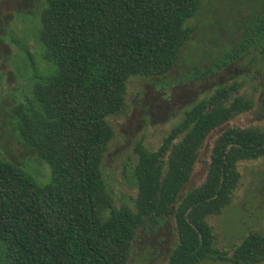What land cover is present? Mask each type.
I'll return each instance as SVG.
<instances>
[{
    "label": "trees",
    "instance_id": "1",
    "mask_svg": "<svg viewBox=\"0 0 264 264\" xmlns=\"http://www.w3.org/2000/svg\"><path fill=\"white\" fill-rule=\"evenodd\" d=\"M41 2L33 49L43 69L21 41L17 72L28 95L8 109L7 123L49 174L40 183L0 158V264H125L136 229L156 230L168 215L175 243L164 264H261L264 232H247L228 255L212 247L207 219L229 205L237 164L264 161V128L223 129L212 140L203 181L181 193L206 137L252 107L249 98L231 97L234 86L187 107L156 149L134 146L132 209L113 206L101 173L113 136L106 119L123 109L127 80L169 71L191 34L186 21L198 0ZM252 48L264 55V6L243 23L220 64Z\"/></svg>",
    "mask_w": 264,
    "mask_h": 264
},
{
    "label": "rangeland",
    "instance_id": "2",
    "mask_svg": "<svg viewBox=\"0 0 264 264\" xmlns=\"http://www.w3.org/2000/svg\"><path fill=\"white\" fill-rule=\"evenodd\" d=\"M263 6L264 0H198L196 12L186 21L191 34L169 71L127 80L123 109L106 119L113 136L101 162L102 177L115 208L132 209L134 146L139 143L156 149L183 111L215 89L232 85L236 92L231 97L249 98L252 107L206 137L181 193L203 181L212 140L223 129L264 128V55L260 57L258 49L252 48L235 61L220 64L237 44L243 23ZM41 7V0H0V158L22 166L37 182L44 183L49 174L47 165L18 143L7 123L8 109L28 95L24 76L19 78L17 72L21 55L24 58L18 49L21 41L28 46L36 68L43 69L33 49ZM237 170L239 181L229 205L218 216L207 219L214 234L212 247L228 255L247 232H264V161L240 162ZM174 243L173 219L168 215L156 230L136 229L125 264H164ZM200 264L230 263L204 260Z\"/></svg>",
    "mask_w": 264,
    "mask_h": 264
},
{
    "label": "flooded vegetation",
    "instance_id": "3",
    "mask_svg": "<svg viewBox=\"0 0 264 264\" xmlns=\"http://www.w3.org/2000/svg\"><path fill=\"white\" fill-rule=\"evenodd\" d=\"M261 264H264V261Z\"/></svg>",
    "mask_w": 264,
    "mask_h": 264
}]
</instances>
